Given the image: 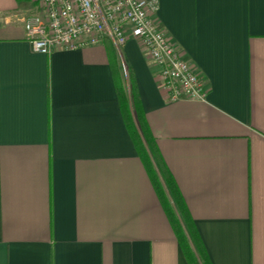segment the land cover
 Returning <instances> with one entry per match:
<instances>
[{"label": "crops", "instance_id": "crops-1", "mask_svg": "<svg viewBox=\"0 0 264 264\" xmlns=\"http://www.w3.org/2000/svg\"><path fill=\"white\" fill-rule=\"evenodd\" d=\"M151 1L204 77V99L169 100L132 37L36 52L24 19L38 0H0V264H203L177 237L119 84L138 100L153 166L184 201L204 264H264V0Z\"/></svg>", "mask_w": 264, "mask_h": 264}, {"label": "built area", "instance_id": "built-area-1", "mask_svg": "<svg viewBox=\"0 0 264 264\" xmlns=\"http://www.w3.org/2000/svg\"><path fill=\"white\" fill-rule=\"evenodd\" d=\"M157 9L151 0H38L37 11L25 16L24 28L33 49L43 54L107 38L120 47L135 38L159 66L169 100L204 99V77L157 23Z\"/></svg>", "mask_w": 264, "mask_h": 264}, {"label": "trees", "instance_id": "trees-1", "mask_svg": "<svg viewBox=\"0 0 264 264\" xmlns=\"http://www.w3.org/2000/svg\"><path fill=\"white\" fill-rule=\"evenodd\" d=\"M119 101L121 103V107L123 110V113L125 115V118L128 122L129 128L131 130V133L133 135L135 145L137 146V149L139 151V154L143 161L145 162L147 168L149 169L151 180L153 181V184L159 194V197L161 198L167 213L169 214L171 223L173 225V228L177 234V237L187 255L189 260L194 263L196 261V254L199 257V260L204 264V251L203 246L200 242V238L195 230V227L190 220L189 216H187L186 212V206L184 204V201L181 199L180 194L178 190L176 189L175 184L170 180L166 179L165 177V184L167 186L168 192L165 190L164 184L161 181L159 175L157 174L152 160L149 156L147 147L144 142V138L147 141V144L149 145L151 152L153 156L155 157V160L158 161V153L156 150H154L153 144L149 141L148 143V132L145 126V123L143 121L142 114L140 115L136 113V111L139 109V103L138 100L135 98L134 93L129 91L127 93L121 84H119ZM132 107L135 109V115L137 118V122L139 124L141 134L134 122L133 114H132ZM144 138H143V137ZM157 157V158H156ZM170 197H169V195ZM171 200L174 201L175 206L177 208V211L181 217L178 216L173 204L171 203Z\"/></svg>", "mask_w": 264, "mask_h": 264}]
</instances>
